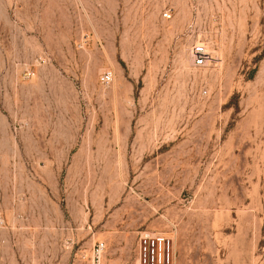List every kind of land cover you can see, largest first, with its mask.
Segmentation results:
<instances>
[{"label": "rangeland", "instance_id": "374dc122", "mask_svg": "<svg viewBox=\"0 0 264 264\" xmlns=\"http://www.w3.org/2000/svg\"><path fill=\"white\" fill-rule=\"evenodd\" d=\"M0 215V264H264V0H0Z\"/></svg>", "mask_w": 264, "mask_h": 264}, {"label": "built area", "instance_id": "2783aa9c", "mask_svg": "<svg viewBox=\"0 0 264 264\" xmlns=\"http://www.w3.org/2000/svg\"><path fill=\"white\" fill-rule=\"evenodd\" d=\"M163 21L173 19V9H165L161 15ZM196 66L205 65L208 53L204 45L196 44L191 49ZM4 218L0 215V225L4 224ZM105 250V244L97 245L98 264L100 254ZM139 264H175L176 249L173 233L149 232L141 233L138 241Z\"/></svg>", "mask_w": 264, "mask_h": 264}]
</instances>
